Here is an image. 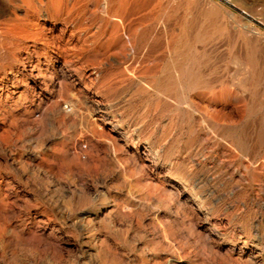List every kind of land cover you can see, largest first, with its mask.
Here are the masks:
<instances>
[{
    "label": "rangeland",
    "instance_id": "374dc122",
    "mask_svg": "<svg viewBox=\"0 0 264 264\" xmlns=\"http://www.w3.org/2000/svg\"><path fill=\"white\" fill-rule=\"evenodd\" d=\"M199 29L204 88L183 80L171 90L164 71ZM0 35V136L11 141L0 146V199L11 212L0 220V264H264L262 89L242 94L236 79L251 53L264 77V0H0ZM252 76L246 69L245 89ZM6 114L31 118L11 125Z\"/></svg>",
    "mask_w": 264,
    "mask_h": 264
},
{
    "label": "bare ground",
    "instance_id": "6f19581e",
    "mask_svg": "<svg viewBox=\"0 0 264 264\" xmlns=\"http://www.w3.org/2000/svg\"><path fill=\"white\" fill-rule=\"evenodd\" d=\"M182 1V0H181ZM196 2V1H195ZM194 2V3H195ZM202 2V1H201ZM205 2V1H204ZM230 2H232V3H234V0H230ZM191 3V2H190ZM181 6V5H180ZM179 6V7H180ZM192 6V5H191ZM197 6V5H196ZM215 7V6H214ZM213 7V8H214ZM191 8V7H190ZM189 8V9H190ZM183 9V8H182ZM193 9V8H192ZM215 9V8H214ZM189 11V10H188ZM195 11H197V10H195ZM177 12V11H176ZM187 12V11H186ZM190 13V12H189ZM232 14V13H231ZM186 15H187V13H186ZM197 15V14H196ZM210 17H213L214 19L215 18H218V17H220L219 16V14H218V12L217 11H215V10H211L210 12H209V14H208ZM190 16V15H189ZM194 17V16H193ZM230 17L232 18V15H230ZM206 18H208V17H206ZM225 18V17H224ZM178 19V18H177ZM186 19V18H185ZM213 19V20H214ZM220 19V18H219ZM218 19V20H219ZM234 19H235V17H234ZM203 21V20H202ZM212 21V20H211ZM236 21H237V19H236ZM179 22V21H178ZM181 22V21H180ZM188 22V21H187ZM200 22V21H199ZM206 22V20L205 21H203V23H205ZM214 22V21H213ZM211 23V22H210ZM217 23V22H216ZM215 23V24H216ZM223 23V22H222ZM206 24V23H205ZM220 24V23H219ZM186 25H187V23H186ZM199 25V24H198ZM248 25V24H247ZM180 26V25H179ZM200 26V25H199ZM223 26V25H222ZM217 27V26H216ZM87 29H88V27H86ZM121 28V27H120ZM119 28V29H120ZM192 28V27H191ZM195 28V27H194ZM69 29V28H68ZM197 29V28H196ZM252 29V28H251ZM73 30V29H72ZM82 30H84V29H82ZM81 30V31H82ZM91 30H93V29H91ZM123 31L125 30V29H122ZM217 30V29H216ZM246 30V29H245ZM106 31V30H105ZM118 31V30H117ZM155 31V30H154ZM178 31V30H177ZM196 31V30H195ZM210 31V30H209ZM74 32V31H73ZM103 32V31H102ZM119 32H122V31H119ZM126 32H128V31H126ZM151 32V31H150ZM213 32V31H212ZM97 33V32H96ZM104 33V32H103ZM211 33V32H210ZM68 34V33H67ZM116 34H117V32H116ZM154 34V33H153ZM176 34V33H175ZM187 34V33H186ZM253 34L256 36V37H259L260 36V33H258L257 31H253ZM120 35V34H119ZM247 35V34H246ZM68 36V35H67ZM81 36V35H80ZM107 36V35H106ZM121 36V35H120ZM124 36V35H123ZM175 36V35H174ZM204 36H205V33L203 34L202 32H201V30L199 29L198 31H197V33L196 34H193V35H191L190 37H188V39H187V42H185V44L183 45V50H182V52L180 53V54H178L176 57H175V55H174V59H173V61L171 62V64H170V66L169 67H167L166 69H168V70H166V71H164V75L165 74H167L168 76H167V81H168V83L166 84V86L167 87H169L171 90L173 89H178L179 87L181 88V83H182V81L183 80H186V82H185V86H187V88H189L190 89V91H193V93H195L194 91H198V90H201V88H204V83L201 81V70H203V69H201V60L199 59V57H197V53L195 52V48L197 47V45L198 44H200L203 40H204ZM122 37V36H121ZM169 37V36H168ZM255 37V38H256ZM5 37L4 36H2V35H0V45L1 44H3L2 42H3V39H4ZM93 38V37H92ZM96 38V37H95ZM95 38H93V39H95ZM117 38V37H116ZM79 39V38H78ZM77 39V40H78ZM248 39V38H247ZM85 40V39H84ZM169 40V39H168ZM172 40V39H171ZM184 40V39H183ZM95 41V40H94ZM173 41V40H172ZM255 41V40H254ZM204 42V41H203ZM203 42H202V44H203ZM170 43H171V41H170ZM250 43V42H249ZM92 44H94V43H92ZM168 44V43H167ZM173 46H174V43H171ZM169 45V44H168ZM204 45V44H203ZM202 45V46H203ZM251 45V44H250ZM253 45V44H252ZM251 45V47H253ZM248 47V46H247ZM256 47V46H255ZM125 48H127V47H125ZM198 48V47H197ZM0 49H1V46H0ZM86 49V48H85ZM161 49H163V48H161ZM176 49V48H175ZM87 50V49H86ZM86 50H85V52H86ZM134 50V49H133ZM170 50H171V48H170ZM170 50H169V52H170ZM251 50V49H250ZM78 52H79V50H78ZM115 52H116V50H115ZM165 52H166V50H165ZM173 52H174V50H173ZM248 52H249V50H248ZM88 53V52H87ZM151 53V52H150ZM196 53V54H195ZM231 53V52H230ZM234 53V52H233ZM75 54V53H74ZM77 54V53H76ZM75 54V55H76ZM118 54V53H117ZM128 54H130V53H128ZM203 54H204V52H203ZM232 54V53H231ZM3 56V53H2V51L0 50V56ZM6 55V54H5ZM153 55V54H152ZM234 55V54H233ZM247 55V54H246ZM249 55V54H248ZM263 55V54H262ZM121 56V55H120ZM112 57V56H111ZM115 57H118V56H115ZM152 57V56H151ZM65 58V57H64ZM63 58V59H64ZM75 58V57H74ZM84 58V57H83ZM121 58H122V56H121ZM135 58V57H134ZM162 58H163V56H162ZM258 58V57H257ZM13 59V58H12ZM98 59H100V58H98ZM98 59H96V60H98ZM116 59V58H115ZM114 59V60H115ZM83 60V59H82ZM96 60H94V61H96ZM118 60V59H117ZM128 60V59H127ZM136 60V59H135ZM264 60V59H263ZM17 60H15V59H13V62H16ZM27 61V60H26ZM112 61V60H111ZM134 61V60H133ZM132 61V62H133ZM149 61V60H148ZM155 61V60H154ZM163 61V60H162ZM25 62V61H24ZM35 62V61H34ZM116 62V61H115ZM153 62V61H152ZM51 63V62H50ZM104 63V62H103ZM113 63V62H112ZM117 63V62H116ZM129 63V62H128ZM142 63H146L145 62V59H144V62H142ZM142 63H140V64H142ZM149 63V62H148ZM65 64V63H64ZM74 64V63H73ZM121 64H123V63H121ZM139 64V63H138ZM154 64H156V63H154ZM114 65V64H113ZM118 65V64H117ZM205 65V64H204ZM22 67H23V65H21ZM31 66V65H30ZM74 66V65H73ZM135 66V65H134ZM137 66V65H136ZM172 66V67H171ZM33 67V66H32ZM72 67V66H71ZM75 67V66H74ZM98 67V66H97ZM144 67V66H143ZM158 67V66H157ZM159 67H160V65H159ZM204 67V66H203ZM19 68H21V67H19ZM36 66H34L33 68H31V69H33V71L34 70H36ZM107 68V67H106ZM114 68V67H113ZM120 68V67H119ZM65 69V68H64ZM85 69V68H84ZM91 69H93V68H91ZM108 69H110V68H108ZM116 69V68H115ZM141 69H143V68H141ZM144 69H146L145 67H144ZM155 69V68H154ZM246 69H250V71H251V74L253 75L252 77V79H251V81H250V78H248V81H249V86H248V89H245L246 88V83H247V80H246V78L245 79H243V77H244V72L246 71ZM40 70V69H39ZM38 70V71H39ZM94 70V69H93ZM101 70V69H100ZM37 71V70H36ZM96 70H94V72H95ZM121 71V70H120ZM140 71V70H139ZM139 71H137V72H139ZM145 71V70H144ZM204 71V70H203ZM51 72V71H50ZM84 72V71H83ZM82 72V73H83ZM101 72V71H100ZM100 72H98V73H100ZM124 72V71H123ZM261 72H263V68L262 67H260L259 68V65H258V61H257V59H256V57H255V55H253L252 53L250 54V57H249V59L246 61V62H243L240 66H239V68H238V71H237V78L236 79H238V80H240V82H241V88H240V92L242 93V94H244V93H248L250 96L251 95H253V93H255V92H252L253 90V87H260V89H262V91L261 92H258V102H257V104H258V106H256L257 108H256V110L257 111H260V112H262L263 114H264V77L262 76V73ZM81 73V74H82ZM258 73V74H257ZM40 74V73H39ZM46 74V73H45ZM95 74V73H94ZM100 75V74H99ZM123 75V74H122ZM125 75V74H124ZM158 75V74H157ZM256 75H258L257 77H256ZM36 76V75H35ZM68 76V75H67ZM96 76V75H95ZM124 77V76H123ZM150 77V76H149ZM235 77V76H234ZM32 78V77H31ZM39 78V77H38ZM52 78V77H51ZM63 78V77H62ZM65 78V77H64ZM89 78V77H88ZM92 78V77H91ZM120 78V77H119ZM127 78V77H126ZM139 78V77H138ZM148 78V77H147ZM33 79V78H32ZM122 79V78H121ZM124 79V78H123ZM122 79V80H123ZM159 79V78H158ZM43 80V79H42ZM47 80V79H46ZM52 80V79H51ZM66 80V79H65ZM118 81H119V79H117ZM125 80V79H124ZM141 80V79H140ZM154 80V79H153ZM156 80V79H155ZM22 81V80H21ZM33 81V80H32ZM129 81V80H128ZM131 81V80H130ZM53 82V81H52ZM72 82V81H71ZM95 82V81H94ZM152 82V81H151ZM150 81H149V83H151ZM29 83V82H28ZM43 83V82H42ZM74 83V82H73ZM127 83V82H126ZM132 85L134 84V83H131ZM137 84V83H136ZM253 84H254V86H253ZM33 85V84H32ZM130 85V84H129ZM131 85V86H132ZM155 85V84H154ZM153 85V86H154ZM42 86V85H41ZM44 86V85H43ZM140 86V85H139ZM27 87V86H26ZM29 87V86H28ZM38 87V86H37ZM47 87V86H46ZM120 87V86H119ZM149 87V86H148ZM3 88V87H2ZM55 88V87H54ZM1 89V88H0ZM49 89V88H48ZM47 89V90H48ZM151 89V88H150ZM256 89V88H255ZM131 90V89H130ZM49 91V90H48ZM47 91V92H48ZM239 91V90H238ZM256 91V90H255ZM98 92V91H97ZM49 93V92H48ZM55 93V92H54ZM171 94H173L172 92H170ZM5 94V93H4ZM52 94V93H51ZM174 94H175V96L176 97H181V98H183V94L182 93H179V92H174ZM238 94H240V93H238ZM53 95V94H52ZM133 95V94H132ZM185 95V94H184ZM222 95V94H221ZM8 96V95H7ZM43 96V95H42ZM136 96V95H135ZM143 96H144V94H143ZM192 96V95H191ZM195 96V95H194ZM226 96V95H225ZM228 96V95H227ZM39 97V96H38ZM134 97V96H133ZM147 97V96H146ZM252 97V96H251ZM5 98V97H4ZM55 98V97H54ZM141 98V97H140ZM190 98V97H189ZM2 99V95H0V100ZM39 99V98H38ZM178 99V98H177ZM191 99V98H190ZM253 100H254V98H252ZM83 100V99H82ZM257 100V99H256ZM95 101V100H94ZM193 101V100H192ZM5 102V101H4ZM99 102V101H98ZM253 102V101H252ZM119 103V102H118ZM156 104V103H155ZM182 104V103H181ZM184 104V103H183ZM199 104V103H198ZM203 104V103H202ZM256 104V105H257ZM4 105H5V103H4ZM79 105H80V103H79ZM193 105H195V104H193ZM81 106H82V104H81ZM118 106V105H117ZM157 106V105H156ZM180 106V105H179ZM202 106V105H201ZM53 107L55 108V109H59V107H60V105H59V103H55L54 105H53ZM67 107V106H66ZM251 107V106H250ZM81 108V107H80ZM83 108H86V107H83ZM187 108V107H186ZM254 108V107H253ZM54 109V110H55ZM95 109V108H94ZM2 110V109H1ZM64 111V110H63ZM73 114L72 115H75V114H77L78 113V110L77 109H75L74 107H72V109L70 110ZM102 111V110H101ZM104 111V110H103ZM204 111H206V110H204ZM203 111V112H204ZM254 111V110H253ZM107 112V111H106ZM180 112H182V111H180ZM185 112H187V111H185ZM191 112V111H190ZM193 112H195V113H197V111H193ZM256 112V111H255ZM27 113V112H26ZM101 113V112H100ZM104 113V112H103ZM95 114V113H94ZM105 114V113H104ZM1 115V114H0ZM69 115V114H68ZM87 115V114H86ZM100 115V114H99ZM182 116V115H181ZM203 116V115H202ZM89 117V116H88ZM183 117V116H182ZM186 117V116H185ZM263 117V116H262ZM31 118V116H29V115H27V114H24V115H22V116H20L19 118H15L14 116H11V115H9V114H6V116H5V119L6 120H8V121H10V124L11 125H15V122H17V121H24V119H30ZM90 118V117H89ZM184 118V117H183ZM51 119V118H50ZM55 119V118H54ZM87 119V118H86ZM188 119V118H187ZM200 119V116H197V117H195L194 118V121H197V120H199ZM120 120V119H119ZM122 120V119H121ZM86 121V120H85ZM178 121V120H177ZM181 121V120H180ZM206 121V120H205ZM110 122V121H109ZM113 122H114V120H113ZM130 122V121H129ZM188 122H189V120H188ZM182 123V122H181ZM217 123V122H216ZM59 124V123H58ZM86 124V123H85ZM115 125H116V123H114ZM57 125V124H56ZM119 125V124H118ZM132 125V124H131ZM35 126H37V128H38V130H39V133H41V134H43V133H45V131H44V129H45V124L43 123V122H36L35 123ZM59 126H60V124H59ZM107 126V125H106ZM184 126V125H183ZM221 126V125H220ZM29 127V126H28ZM33 127V126H32ZM112 127H114V125L112 126ZM116 127V126H115ZM235 127V126H234ZM83 128V127H82ZM117 128V127H116ZM130 128V127H129ZM141 128H143V127H141ZM183 128V127H182ZM191 128V127H190ZM189 128V129H190ZM198 128V127H197ZM200 128V127H199ZM106 129V128H105ZM177 129V128H176ZM187 129V128H186ZM192 129V128H191ZM190 129V130H191ZM211 129V128H210ZM237 129V128H236ZM235 129V131H237ZM247 129V128H246ZM47 130V129H46ZM54 130V129H53ZM77 130V129H76ZM85 130V129H84ZM130 130V129H129ZM182 130V129H181ZM189 130V131H190ZM193 130V129H192ZM234 130V129H233ZM239 130V129H238ZM250 130V129H249ZM29 131V130H28ZM113 131V130H112ZM188 131V132H189ZM194 131V130H193ZM240 131V130H239ZM246 131V130H245ZM260 131H261V134H260V136H259V138H260V140H261V142H264V124H263V126L261 127V129H260ZM87 132H88V130H87ZM86 132V133H87ZM238 132V131H237ZM244 132V131H243ZM247 132V131H246ZM30 133V132H29ZM85 133V134H86ZM89 133V132H88ZM133 133V132H132ZM202 133V132H201ZM239 133V132H238ZM251 133V132H250ZM253 133V132H252ZM123 134V133H122ZM143 134V133H142ZM141 134V135H142ZM209 134V133H208ZM244 134H245V132H244ZM11 135V134H10ZM80 135V134H79ZM127 135V134H126ZM132 135V134H131ZM138 135V134H137ZM197 135V134H196ZM223 135H224V133H223ZM241 135V134H240ZM246 135V134H245ZM50 136V135H49ZM48 136V137H49ZM66 136H67V134H66ZM90 136V135H89ZM92 136V135H91ZM124 136V135H123ZM123 136H121V137H123ZM133 136V135H132ZM199 136H200V134H199ZM219 136H221V135H219ZM235 142L237 141L240 145H242V146H245L246 145V143H248V142H245V139L243 140V139H240L238 136H237V134H236V132H233V133H231L230 135H229ZM250 136V135H249ZM52 137V136H51ZM103 137H105V136H103ZM241 137V136H240ZM226 138V137H225ZM224 138V139H225ZM251 138V137H250ZM55 139V138H54ZM108 139V138H107ZM142 139H144V138H142ZM149 139V138H148ZM153 139V138H152ZM220 139V138H219ZM229 139V138H228ZM33 140V139H32ZM39 140H40V138H39ZM47 140V139H46ZM94 140V139H93ZM121 140V139H120ZM199 140V139H198ZM221 140V139H220ZM252 140V139H251ZM14 141H15V138H14ZM40 141H42V140H40ZM126 141V140H125ZM142 141H145V140H142ZM155 141V140H154ZM223 141V140H222ZM248 141V140H247ZM13 142V141H12ZM106 142V141H105ZM10 143H11V141H10V139H8L7 137H5L4 135H1L0 136V146H8V145H10ZM15 143V142H14ZM43 143V142H42ZM125 143V142H124ZM133 143V142H132ZM147 143V142H146ZM196 143H198V142H196ZM97 144V143H96ZM110 144V143H109ZM128 144V143H127ZM154 144V143H153ZM226 144V143H225ZM251 144V143H250ZM259 144V143H258ZM98 145V144H97ZM156 145V144H155ZM262 145V144H261ZM95 146V145H94ZM93 146V147H94ZM150 146V145H149ZM237 146V145H236ZM241 146V147H242ZM252 146V145H251ZM259 146V145H258ZM258 146H257V148H258ZM15 147V146H14ZM21 147H23V145L21 146ZM62 147V146H61ZM196 147V146H195ZM226 147V146H225ZM227 147H229V146H227ZM246 147V146H245ZM12 148V147H11ZM26 148V147H25ZM37 148V147H36ZM109 148V147H108ZM142 148V147H141ZM150 148V147H149ZM158 148V147H157ZM232 148V147H231ZM247 148V147H246ZM259 148H261V147H259ZM93 149H95V148H93ZM144 149V148H143ZM226 149V148H225ZM233 149V148H232ZM249 149V148H248ZM17 150V149H16ZM42 150V149H41ZM99 150V149H98ZM125 150V149H124ZM146 150H148V149H146ZM162 150V149H161ZM246 150V149H245ZM244 150V151H245ZM68 151H70L69 149H66V151L65 150H61V151H59L58 152V154L56 155V158H58V160H60L61 162H63L64 163V160H65V155L67 154V152ZM150 151V150H149ZM214 151H215V149H214ZM232 151V150H231ZM235 151V150H234ZM237 151H238V149H237ZM249 151V150H248ZM42 152V151H41ZM124 152V151H123ZM158 152H160V151H158ZM239 152V151H238ZM13 153V152H12ZM43 153V152H42ZM149 153V152H148ZM157 153V152H156ZM205 153V152H204ZM230 153H232V152H230ZM37 154V153H36ZM109 154H110V152H109ZM134 154V153H133ZM151 154V153H150ZM207 154V153H206ZM205 154V155H206ZM215 154H217V153H215ZM235 154V153H234ZM87 155V154H86ZM202 155V154H201ZM209 155V154H208ZM89 156V155H88ZM123 156V155H122ZM131 156H132V154H131ZM144 156V155H143ZM97 157V156H96ZM110 157V156H109ZM125 157V156H124ZM214 157V156H213ZM79 158V157H78ZM81 158V157H80ZM209 158V157H208ZM216 158V157H215ZM97 159V158H96ZM198 159V158H197ZM75 160H77V158L75 157ZM208 160V159H207ZM225 160V159H224ZM230 160V159H229ZM41 161V160H40ZM78 161V160H77ZM113 161V160H112ZM133 161V160H132ZM187 161H189V160H187ZM186 161V162H187ZM209 161V160H208ZM207 161V162H208ZM214 161V160H213ZM220 161V160H219ZM17 162V161H16ZM19 162V161H18ZM145 162V161H144ZM182 162V161H181ZM204 162V161H203ZM205 162H206V160H205ZM23 163V162H22ZM62 163V165H64ZM93 163V162H92ZM117 163V162H116ZM173 163V162H172ZM175 163V162H174ZM180 163V162H179ZM216 163V162H215ZM95 164V163H94ZM115 164V163H114ZM118 164V163H117ZM134 164V163H133ZM138 164V163H137ZM176 164V163H175ZM186 164V163H185ZM203 164V163H202ZM220 164V163H219ZM23 165V164H22ZM60 166H61V163L59 164ZM72 165V164H71ZM116 165V164H115ZM182 165V164H181ZM204 165V164H203ZM74 166H76L77 168H82L83 167V165L82 164H79V163H77V164H75ZM73 166V167H74ZM175 166V165H174ZM220 166V165H219ZM42 167V166H41ZM137 167V166H136ZM136 167H135V169H136ZM181 167V166H180ZM186 167V166H185ZM204 167V166H203ZM216 167V166H215ZM59 168H61V167H59ZM213 168V167H212ZM228 168V167H227ZM24 169V168H23ZM118 169V168H117ZM177 169V168H176ZM219 169V168H218ZM229 169V168H228ZM235 169V168H234ZM76 170H78V169H76ZM119 170V169H118ZM187 170V169H186ZM206 170V169H205ZM211 170V169H210ZM214 170V169H213ZM59 171V170H58ZM203 171V170H202ZM208 171V170H207ZM212 171V170H211ZM230 171V170H229ZM23 172H24V170H23ZM22 172V173H23ZM39 172V171H38ZM45 172V171H44ZM68 172V171H67ZM124 172V171H123ZM148 172V171H147ZM186 172V171H185ZM205 172V171H204ZM210 172V171H209ZM10 173V172H9ZM21 173V174H22ZM182 173V172H181ZM234 173V172H233ZM37 174V173H36ZM35 174V175H36ZM75 174H77V173H75ZM142 174V173H141ZM231 174V173H230ZM256 174V173H255ZM3 175V174H2ZM7 175V174H6ZM35 175H33V176H35ZM201 175V174H200ZM10 176V175H9ZM17 176V175H16ZM51 176V175H50ZM53 176V175H52ZM57 176V175H56ZM92 176V175H91ZM183 176H184V174H183ZM186 176V175H185ZM23 177V176H22ZM32 177V176H31ZM54 177V176H53ZM133 177V176H132ZM148 177V176H147ZM233 177V176H232ZM14 178V177H13ZM21 178V177H20ZM45 178V177H44ZM49 178V177H48ZM56 178H58V177H56ZM64 178H66L65 176H64ZM140 178V177H139ZM201 178V177H200ZM199 178V179H200ZM243 178V177H242ZM241 178V179H242ZM23 179V178H22ZM141 179V178H140ZM188 179V178H187ZM232 179V178H231ZM43 180V179H42ZM57 180V179H56ZM66 180V179H65ZM151 180V179H150ZM155 180V179H154ZM193 180V179H192ZM195 180H196V178H195ZM200 180H202V178L200 179ZM2 181V180H1ZM44 181V180H43ZM60 181V180H59ZM203 181V180H202ZM56 182V181H55ZM70 182H71V180H70ZM180 182V181H179ZM190 182V181H189ZM200 182V181H199ZM205 182H206V180H205ZM205 182H203V183H205ZM16 183V182H15ZM44 183V182H43ZM52 183H53V181H52ZM68 183V182H67ZM151 183H152V181H151ZM186 183V182H185ZM158 185V184H157ZM185 185V184H184ZM188 185V184H187ZM206 185V184H205ZM75 186V185H74ZM186 186V185H185ZM204 186V185H203ZM17 187V186H16ZM58 187V186H57ZM64 187V186H63ZM189 187V186H188ZM55 188V187H54ZM72 188V187H71ZM85 188V187H84ZM191 189V188H190ZM47 190H49V189H47ZM64 190V189H63ZM70 190H72V189H70ZM191 190H193V189H191ZM195 190V189H194ZM7 191V190H6ZM19 191V190H18ZM25 191V190H24ZM65 191V190H64ZM202 191V190H201ZM19 192H21V191H19ZM52 192V191H51ZM61 192H62V190H61ZM203 192V191H202ZM7 193V192H6ZM26 193V192H25ZM63 193V192H62ZM90 193V192H89ZM204 193V192H203ZM211 193V192H210ZM61 194V193H60ZM84 194V193H83ZM100 194V193H99ZM200 194V193H199ZM15 195V194H14ZM19 195V194H18ZM23 195V194H22ZM107 195V194H106ZM149 195V194H148ZM152 195V194H151ZM192 195V194H191ZM198 195V194H197ZM203 195V194H202ZM205 195V194H204ZM209 195V194H208ZM196 196V195H195ZM211 196V195H210ZM39 197V196H38ZM192 197V196H191ZM194 197V196H193ZM85 198V197H84ZM108 198V197H107ZM106 198V199H107ZM51 199V198H50ZM62 200V199H61ZM5 201H6V199L4 198V199H0V220L1 219H3V220H5V219H10V215H11V212L9 211V207H8V205L7 204H5ZM53 201V200H52ZM86 201V200H85ZM111 201V200H110ZM179 201V200H178ZM190 201V200H189ZM108 202V201H107ZM200 202V201H199ZM40 203V202H39ZM44 203V202H43ZM112 203V202H111ZM45 204V203H44ZM63 204V203H62ZM118 204V203H117ZM137 204V203H136ZM37 205V204H36ZM43 205V204H42ZM54 205V204H53ZM60 205V204H59ZM40 206V205H39ZM48 206V205H47ZM61 206V205H60ZM117 206V205H116ZM136 206V205H135ZM37 207V206H36ZM90 207H91V211L90 212H85L83 215V217H82V219H81V222H83V224H85L86 226H88L89 227V225L91 224V223H93L94 224V219H96L99 215H100V213L102 212V211H104L105 209H106V207H107V203L106 202H103L102 204H99V205H90ZM42 208V207H41ZM53 208V207H52ZM82 209V208H81ZM118 209V208H117ZM40 210V209H39ZM58 210V209H57ZM79 210V209H78ZM126 210V209H125ZM77 211V210H76ZM39 213V212H38ZM78 213V212H77ZM106 214V213H105ZM116 214V213H115ZM68 215V214H67ZM76 215V214H75ZM82 215V214H81ZM117 215V214H116ZM115 215V216H116ZM45 216V215H44ZM69 216V215H68ZM71 216V215H70ZM110 216V215H109ZM112 216V215H111ZM111 216H110V218H111ZM38 217V216H37ZM42 217V216H41ZM78 217V216H77ZM81 217V216H80ZM120 217V216H119ZM122 217V216H121ZM120 217V218H121ZM101 218V217H100ZM119 218V219H120ZM40 220H42V219H40ZM74 221V220H73ZM77 221V220H76ZM107 221V220H106ZM106 221H104L105 223H106ZM120 221V220H119ZM102 222H103V219H102ZM112 222V221H111ZM113 223V222H112ZM116 223V222H115ZM104 224V223H103ZM106 225V224H105ZM108 225V224H107ZM42 226V225H41ZM109 226V225H108ZM98 227V226H97ZM117 227V226H116ZM74 228V227H73ZM113 228V227H112ZM8 229V224H7V222H5L3 225H2V227H1V230H0V239H1V235H2V233L5 231V230H7ZM46 229V228H45ZM55 230V229H54ZM103 230V229H102ZM115 230V229H114ZM43 231V230H42ZM83 231H84V229H83ZM105 232V231H104ZM19 233V232H18ZM54 233V232H53ZM90 233H92V232H89L88 233V238L91 236V234ZM50 235V234H49ZM87 235V234H86ZM19 236L21 237V236H23V234L22 233H19V235H18V238H17V241H19ZM221 236V235H220ZM251 236V235H250ZM15 238V237H14ZM49 238V237H48ZM97 238V237H96ZM106 238V237H105ZM255 238V237H254ZM262 240V239H261ZM105 243V242H104ZM103 242H102V244H104ZM101 244V243H100ZM92 245V244H91ZM264 245V244H263ZM99 247V246H98ZM104 247H105V245H104ZM103 247V249H105ZM106 247H108V246H106ZM264 248V247H263ZM98 250V249H97ZM101 250V249H100ZM106 250V249H105ZM260 251V250H259ZM99 252V251H98ZM14 258H12L11 260H13ZM182 260V259H181ZM253 260H251V262H252ZM252 264H253V262H252Z\"/></svg>",
    "mask_w": 264,
    "mask_h": 264
},
{
    "label": "built area",
    "instance_id": "2783aa9c",
    "mask_svg": "<svg viewBox=\"0 0 264 264\" xmlns=\"http://www.w3.org/2000/svg\"><path fill=\"white\" fill-rule=\"evenodd\" d=\"M220 1L230 3L229 0H220Z\"/></svg>",
    "mask_w": 264,
    "mask_h": 264
}]
</instances>
